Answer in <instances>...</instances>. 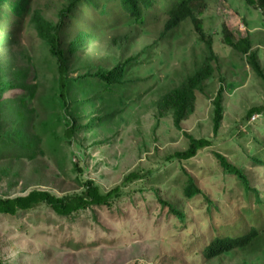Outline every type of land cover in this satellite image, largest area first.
I'll list each match as a JSON object with an SVG mask.
<instances>
[{"label":"rangeland","instance_id":"rangeland-1","mask_svg":"<svg viewBox=\"0 0 264 264\" xmlns=\"http://www.w3.org/2000/svg\"><path fill=\"white\" fill-rule=\"evenodd\" d=\"M17 1H5L0 12V81L12 83L0 90V196L26 195L33 189L57 196L79 194L84 187L76 165L82 169L81 180L93 179L103 193L121 186V196L111 206L72 217L59 216L45 205L17 216L0 214V264H264V253L251 249L201 259L212 237L246 230L264 215V205L255 204L254 194H246L242 182L216 157L222 154L243 168L264 200V81L246 55L224 43L221 33L226 25L236 38L248 36L264 68V12L245 0H208L204 28L214 36L219 61L204 91L197 92L194 112L177 128L171 115L158 116L156 102L202 61L206 47L192 24L162 37L163 19L134 32L129 24L110 25L108 15H103L104 23H85L91 19L90 8H75L65 24L69 76L79 80L70 89L77 128L69 144L56 89V61L31 23L35 9L57 21L68 0H26L22 18L14 12ZM92 26L86 45L70 53L73 32ZM128 59L123 86L107 90L92 78L81 85L82 74ZM221 84L224 113L215 133L213 100ZM27 85L35 86L33 94ZM258 106L262 113L248 119L251 108ZM28 116L32 122L26 124ZM59 118L56 130L38 140L35 155L6 150L12 142L25 146L26 134L34 140L42 122ZM188 135L206 138L211 145L189 160H167L187 148ZM49 139L59 148L51 149ZM131 172L141 178L123 183ZM188 175L202 194L186 197Z\"/></svg>","mask_w":264,"mask_h":264},{"label":"trees","instance_id":"trees-1","mask_svg":"<svg viewBox=\"0 0 264 264\" xmlns=\"http://www.w3.org/2000/svg\"><path fill=\"white\" fill-rule=\"evenodd\" d=\"M5 1L8 0H0V12L1 6L4 5ZM245 1L247 4L264 12V0ZM82 5L89 7L91 13V19L85 23L89 21L94 24L100 22L104 23L105 18H103V15H108L110 16L108 18L110 19L108 20V22L111 23L110 25L115 26L120 23L129 24L130 26H134V32L137 31L136 29H141L152 22L163 19L162 37L167 36L169 33H173L185 23L192 24L196 32V38L206 47L204 52L201 53L203 56L202 61L195 66L192 72H188L177 85L163 93L156 102L158 116L162 118L171 115L174 125L177 128H181L182 122L194 112L197 92L204 91V85L206 81L213 77L216 70L215 64L219 61V56L214 48V36L204 28L203 16L208 7V0H68L67 3L59 9L57 21L47 18L42 11L38 9L33 11L31 16L32 26L38 37L47 45L49 53L56 61L58 74L56 89L58 91L61 112L64 115V136L69 144L74 143V134L77 128L74 111L70 110L72 101L70 98V89L74 88L79 80L70 78L69 76L70 65L66 57L65 24L68 17L74 16L75 8ZM99 5L101 7L100 10ZM27 6L26 0L17 1L14 5V12L17 14L18 18H22L27 13ZM106 7H108L107 10L105 9ZM96 14L101 15V18H94L93 15ZM94 29V26H92L90 30L82 27L80 33L73 32V37L70 44L67 46V50L70 53H75L79 47L85 46L88 37H92ZM221 33L223 34L224 43L235 51L246 55L247 61L253 72L264 81V68L259 61L257 50L252 49L251 39L248 36L236 38L226 25L222 27ZM130 62L131 59H128L125 62H119L111 68L105 69L101 67L96 73L89 72L82 74L81 79L83 82H81V85H86L87 83L85 80L92 78L97 79L107 86V90H111L116 86H123L125 72L127 71V67L130 66ZM4 85L11 87L12 83L10 81L7 83L0 81V90L3 89ZM25 88L28 92L33 94L35 86L27 85ZM223 99L224 88L221 84L213 100L215 133L223 119ZM22 101L28 103L26 98H23ZM72 103L75 104V102ZM262 111V106L251 108L247 114V118L249 119L254 113H262ZM31 122L32 119L28 116L25 123L29 124ZM59 122L60 118L59 121L54 123L42 122L41 127L35 129L37 136H34V140L28 137L30 134H26L27 143L23 147L19 146V144H13L12 140H9L12 143L7 145L6 150L14 151L19 155L27 157L35 155L40 141L39 139L44 140L45 136L52 134L56 130V125ZM17 132L21 134L20 130ZM188 137L189 142L187 148L183 151H175L171 156H167V160H189L197 156L200 150L211 145V141L206 138H194L191 135H188ZM53 141V139H49L48 144L51 149L56 150L59 148V145L58 142L54 144ZM216 157L226 172L233 174L234 177L242 182V188L246 194H254L255 204L263 206L264 200L263 197L260 196V189L251 184L243 168L230 163L222 154H216ZM261 164L264 166L263 162H261ZM76 169L80 172L78 180L84 187L81 193L57 196L47 190L33 189L26 195L16 197L0 196V214L17 216L21 212L30 211L40 205H45L59 216L72 217L80 211L87 209L100 206H111L112 201L121 196V186H117L103 193L93 179L81 180L82 169L78 165H76ZM140 178L141 175L136 172H131L125 177L123 183ZM194 180L193 176L188 175V182L184 187V193L188 198L203 193ZM160 202L163 205H167L170 212L174 215L183 217V213L179 209L174 208L166 201L160 200ZM249 221L251 220L249 219ZM255 222L256 225H249L246 230L241 232L227 233L225 235L212 237L202 250L201 259H214L222 255L230 254L232 251L238 249H251L255 252L261 251L264 253V215H261L260 219L256 217ZM257 222L259 224H257Z\"/></svg>","mask_w":264,"mask_h":264}]
</instances>
